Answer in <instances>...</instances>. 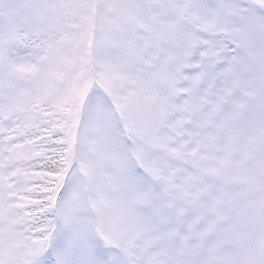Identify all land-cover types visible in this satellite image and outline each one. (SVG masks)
<instances>
[{"label":"snow or ice","instance_id":"1","mask_svg":"<svg viewBox=\"0 0 264 264\" xmlns=\"http://www.w3.org/2000/svg\"><path fill=\"white\" fill-rule=\"evenodd\" d=\"M0 264H264V0H0Z\"/></svg>","mask_w":264,"mask_h":264}]
</instances>
